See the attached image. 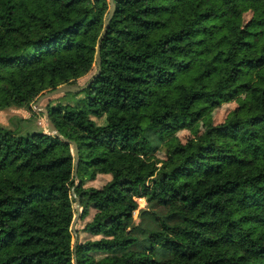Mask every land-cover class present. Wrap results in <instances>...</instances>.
<instances>
[{"label":"trees","instance_id":"trees-1","mask_svg":"<svg viewBox=\"0 0 264 264\" xmlns=\"http://www.w3.org/2000/svg\"><path fill=\"white\" fill-rule=\"evenodd\" d=\"M114 4L100 74L76 104L46 107L78 146L76 243L72 146L0 124V264H264V0ZM108 9L107 0H0V109L87 74ZM246 89L251 114L234 109L178 139L201 119L200 103ZM166 139L172 152L158 161ZM99 176L102 185H86ZM137 197L162 210L142 212L153 225L134 222Z\"/></svg>","mask_w":264,"mask_h":264},{"label":"rangeland","instance_id":"rangeland-1","mask_svg":"<svg viewBox=\"0 0 264 264\" xmlns=\"http://www.w3.org/2000/svg\"><path fill=\"white\" fill-rule=\"evenodd\" d=\"M251 16H252V12L250 10H246L244 12L243 17L245 20L250 19ZM259 27H262L261 29H264V25L259 26ZM95 70H96V67L94 64L92 69L87 74H85L84 76L78 78L77 80L73 82L78 83V84L84 83L87 79H89L94 74ZM262 72H263L262 74H264V70ZM81 97H82V94H76V93L58 94L54 96L52 99H50L49 103L51 105H55L58 103L63 104V105L64 104L73 105L79 102ZM251 100H252V92L249 89H246L237 98L229 102L223 103L216 107H210L207 104L200 103L199 107L202 111L201 119L193 127L189 129H183V130L177 131L176 136L182 143H184L187 140L194 138L198 136L199 134H201L208 125H216V124L221 123L225 119V117L228 115V113L234 109H239L241 113L249 115L251 114V111H252ZM35 101L36 99H33L30 102H28L26 106H23V107H10L6 109H0V124L16 134L24 135V134H28L32 132H39V131L48 133L46 119L44 117L43 107L42 105H39L38 109L40 111H35L34 110ZM153 106L154 104L151 103L149 106L144 107L138 111L137 115H138L139 126L143 123L144 119L149 114V112L152 110ZM102 122H103V117L96 118L97 124H101ZM171 152H172L171 141L169 139H166V140H163L157 143V147L155 151L153 152V154L158 161H162ZM75 183H76V179H75ZM103 183L104 181L100 179V176H99L95 180L87 181L86 185L88 187L89 185L100 186ZM136 201L138 204V208L133 213L134 222L136 224L141 223L144 227H146L148 224L153 225L152 219H150L148 216L149 214L142 215V212L148 211V213H152V211H154L155 213L160 214L162 210L159 207L150 206L147 203L145 198L137 197ZM74 208H75V205H74ZM81 212H82V206H81ZM155 216L157 215L155 214ZM77 223L78 221L76 222V225ZM82 223L83 222L78 223L79 225L78 227L80 229H81ZM108 228L112 229L113 226L110 225ZM73 238H74V235H73ZM73 238H72V245H73Z\"/></svg>","mask_w":264,"mask_h":264},{"label":"water","instance_id":"water-1","mask_svg":"<svg viewBox=\"0 0 264 264\" xmlns=\"http://www.w3.org/2000/svg\"><path fill=\"white\" fill-rule=\"evenodd\" d=\"M107 2L109 5V9H108V13L106 14V16L104 18L102 34L100 36V39L98 41L97 48H96V53H95V58H94L96 70H95L94 74L82 84H78V83H74V82H68V83H65L63 85L56 87L53 90L44 92L43 94H41L36 99L35 104H34V106H35L34 110L35 111H40L38 109L39 105H42V107H43L48 134H53L56 137L60 138L63 142L71 145L73 148V151H74V154H73V175L76 179V183L71 188V196L74 199L75 215H74L72 222H71V225H70L71 233L74 235L73 245H75L76 240H77L75 225H76V222L78 221V217H79L80 212H81L80 198L76 195L75 190H74L75 187L79 184V179L77 178L78 146H77L75 141L69 140L60 134V132L57 130V128L54 125V123L52 122V120L49 118L46 107H47V104L49 103L50 99H52L54 96H56L58 94L78 93V92H81L84 89L88 88L89 85L94 81V79L97 78V76L100 74V71H101L100 45H101V41H102L103 37L106 34V31H107V28L109 25V21L113 15L114 9H115L114 0H107ZM74 260H75V254H74Z\"/></svg>","mask_w":264,"mask_h":264}]
</instances>
